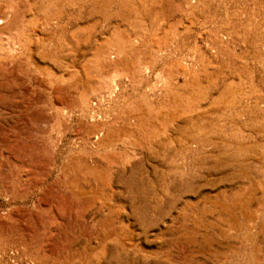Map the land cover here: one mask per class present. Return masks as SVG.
Listing matches in <instances>:
<instances>
[{
    "label": "rangeland",
    "instance_id": "obj_1",
    "mask_svg": "<svg viewBox=\"0 0 264 264\" xmlns=\"http://www.w3.org/2000/svg\"><path fill=\"white\" fill-rule=\"evenodd\" d=\"M0 264H264V0H0Z\"/></svg>",
    "mask_w": 264,
    "mask_h": 264
}]
</instances>
